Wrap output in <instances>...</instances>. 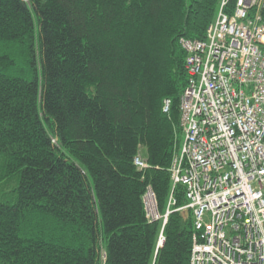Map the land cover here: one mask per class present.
Masks as SVG:
<instances>
[{
    "label": "trees",
    "instance_id": "1",
    "mask_svg": "<svg viewBox=\"0 0 264 264\" xmlns=\"http://www.w3.org/2000/svg\"><path fill=\"white\" fill-rule=\"evenodd\" d=\"M221 1L0 0V264H189L192 214L169 173L179 42L203 41ZM254 14L264 24V0Z\"/></svg>",
    "mask_w": 264,
    "mask_h": 264
},
{
    "label": "built area",
    "instance_id": "2",
    "mask_svg": "<svg viewBox=\"0 0 264 264\" xmlns=\"http://www.w3.org/2000/svg\"><path fill=\"white\" fill-rule=\"evenodd\" d=\"M228 1L203 41L179 42L188 81L169 173L192 214L189 264H264V24L250 16L260 0ZM169 108L164 100L163 113ZM133 162L147 168L139 157ZM143 205L146 218L164 226L170 211L159 215L150 188ZM163 241L161 233L158 248Z\"/></svg>",
    "mask_w": 264,
    "mask_h": 264
},
{
    "label": "bare ground",
    "instance_id": "3",
    "mask_svg": "<svg viewBox=\"0 0 264 264\" xmlns=\"http://www.w3.org/2000/svg\"><path fill=\"white\" fill-rule=\"evenodd\" d=\"M181 133H182V130H181ZM181 140H182V139H181ZM179 147H180V146H179ZM178 151H179V150H178ZM177 153H178V152H177ZM177 153H176V154H177ZM176 154H175V156H176ZM175 156H174V157H175ZM174 157H173V159H174ZM172 161H173V160H172ZM171 164H172V163H171Z\"/></svg>",
    "mask_w": 264,
    "mask_h": 264
}]
</instances>
